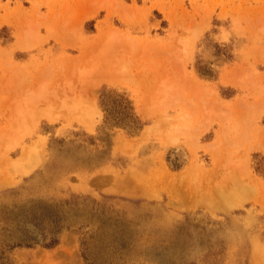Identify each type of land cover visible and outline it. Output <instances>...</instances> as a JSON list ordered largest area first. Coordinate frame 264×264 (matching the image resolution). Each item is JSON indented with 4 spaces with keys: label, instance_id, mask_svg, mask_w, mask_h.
Returning a JSON list of instances; mask_svg holds the SVG:
<instances>
[{
    "label": "rangeland",
    "instance_id": "1",
    "mask_svg": "<svg viewBox=\"0 0 264 264\" xmlns=\"http://www.w3.org/2000/svg\"><path fill=\"white\" fill-rule=\"evenodd\" d=\"M263 140L264 0H0L11 264H250ZM232 165L253 194L209 204ZM40 206L57 226L32 219ZM23 230L57 243L8 246Z\"/></svg>",
    "mask_w": 264,
    "mask_h": 264
},
{
    "label": "bare ground",
    "instance_id": "2",
    "mask_svg": "<svg viewBox=\"0 0 264 264\" xmlns=\"http://www.w3.org/2000/svg\"><path fill=\"white\" fill-rule=\"evenodd\" d=\"M95 74V73H94ZM111 74V73H110ZM103 75V74H102ZM104 76V75H103ZM94 79V78H93ZM94 81V80H93ZM92 82V81H91ZM82 98V97H81ZM77 112V111H75ZM262 130V129H260ZM257 131V130H256ZM260 132V131H258ZM259 136V135H258ZM262 137V135H261ZM259 140L261 138H258ZM257 139V140H258ZM257 142V141H255ZM219 143V142H217ZM260 143V142H259ZM258 144V143H257ZM255 145V144H254ZM260 147L262 148V150L264 151V140L263 142H261V145ZM218 155V154H217ZM27 156V155H26ZM228 163V162H227ZM7 164V163H6ZM20 164V163H19ZM229 164V163H228ZM21 165V164H20ZM2 166V165H1ZM22 166V165H21ZM20 166V167H21ZM227 166V165H226ZM19 167V168H20ZM26 168V166H23ZM21 167V169L23 168ZM222 167V166H221ZM4 168V167H3ZM24 168V169H25ZM222 169V168H221ZM225 170L223 171L222 170V174L221 173H218V180L214 183V185L212 184V188L207 190L208 192H206V190L204 192L206 196H208L209 198V204L213 205L214 204H217L218 207L220 208H227L229 206H233L234 204H239L241 202L238 203V201L240 199H243L245 197H248V196H251L253 194V190L251 188V186L249 188L247 187V185H242L241 183V171H239V169L237 167H234L232 165V167L229 166V168H224ZM240 170H242L240 168ZM7 171V170H6ZM19 171V170H18ZM129 172V171H128ZM127 172V173H128ZM131 172V171H130ZM135 172V171H134ZM188 172V171H187ZM6 173V172H5ZM220 174V175H219ZM134 175V174H133ZM183 175V174H182ZM174 177V176H173ZM171 177V178H173ZM181 176H177L175 178H178V179H175L173 178L172 181L175 182L177 180V182H179L178 180L180 179H183V178H180ZM185 178V176H182ZM188 177V176H187ZM128 178V177H127ZM132 178V177H131ZM131 178H128L131 180ZM170 178V179H171ZM122 179V178H121ZM125 179V178H123ZM136 179V178H135ZM169 179V181H170ZM186 179V178H185ZM119 180V179H118ZM184 180V179H183ZM182 180V182H183ZM2 180H0L1 182ZM122 181V180H121ZM129 181V180H128ZM128 181L124 180L122 181L124 184H127L128 186ZM3 182V181H2ZM116 182H120V181H116ZM121 182V183H122ZM130 182V181H129ZM133 182V180H131V183ZM137 182V180H136ZM176 182V183H177ZM176 183H173V185H175ZM133 184H138V183H134ZM141 184V183H140ZM180 184V182H179ZM3 185V184H2ZM144 186L147 187L148 184H143ZM172 185V186H173ZM178 185V184H177ZM249 185V184H248ZM117 186H119V183H117ZM124 186V185H123ZM126 186V188L128 189V187ZM129 186H133V185H130ZM142 186V185H141ZM176 186V185H175ZM195 186V185H194ZM209 186V185H208ZM253 186V185H252ZM124 188V187H123ZM133 188H136V187H133ZM132 188V189H133ZM140 188V186H139ZM144 188V187H143ZM207 188V187H205ZM122 189V188H121ZM125 189V188H124ZM123 189V190H124ZM136 190V189H135ZM126 191V190H125ZM132 191V190H131ZM133 192V191H132ZM136 192V191H135ZM203 192V193H204ZM205 197V196H204ZM264 197V196H263ZM187 198V197H186ZM262 198V197H261ZM264 200V199H263ZM206 201V200H205ZM263 202V201H262ZM264 203V202H263ZM180 204V203H179ZM177 205V204H176ZM189 206V205H188ZM231 206V207H232ZM235 206V205H234ZM251 254H250V264H264V246H257V245H254L252 244L251 245Z\"/></svg>",
    "mask_w": 264,
    "mask_h": 264
},
{
    "label": "trees",
    "instance_id": "3",
    "mask_svg": "<svg viewBox=\"0 0 264 264\" xmlns=\"http://www.w3.org/2000/svg\"><path fill=\"white\" fill-rule=\"evenodd\" d=\"M39 214L37 215L36 213H32L33 217L32 219L38 221V222H43V223H49V224H53V226H57V217H55V214L53 213V210L50 207L47 206H40V208L38 209ZM41 232V231H40ZM50 234L49 239L46 241L45 240V235L42 233H38V234H30L29 232L23 230L21 231L22 234H17L14 235L13 239H11V243L9 242L8 246H10L11 248L14 247H33L34 245H42L44 247H53L56 243L57 240L53 237L52 235V231H48ZM111 253V256H110ZM103 258L104 262H109L110 260H112V252L110 251H104L103 252ZM83 258L86 261V264H92V262H89L88 257L85 253H83ZM0 264H11L8 260H6L3 255L1 254L0 256Z\"/></svg>",
    "mask_w": 264,
    "mask_h": 264
}]
</instances>
